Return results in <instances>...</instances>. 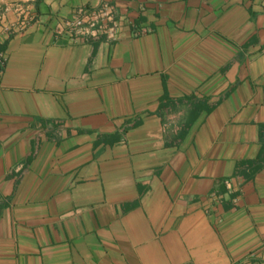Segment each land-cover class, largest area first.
Wrapping results in <instances>:
<instances>
[{
    "label": "crops",
    "instance_id": "0c3cea01",
    "mask_svg": "<svg viewBox=\"0 0 264 264\" xmlns=\"http://www.w3.org/2000/svg\"><path fill=\"white\" fill-rule=\"evenodd\" d=\"M0 47V264H264V0H0Z\"/></svg>",
    "mask_w": 264,
    "mask_h": 264
},
{
    "label": "built area",
    "instance_id": "2783aa9c",
    "mask_svg": "<svg viewBox=\"0 0 264 264\" xmlns=\"http://www.w3.org/2000/svg\"><path fill=\"white\" fill-rule=\"evenodd\" d=\"M80 13H82L81 16H79L76 20L71 22L70 25L77 28L79 31L84 32L85 30L82 29L83 23L86 22L89 26L93 27L95 25L96 19H93L92 17L89 16H85V12H83V10L81 9H80ZM21 24H23V22ZM99 28L103 29V32L107 33L109 36L112 35V32L114 30L113 28L105 27V25H102Z\"/></svg>",
    "mask_w": 264,
    "mask_h": 264
},
{
    "label": "trees",
    "instance_id": "16d2710c",
    "mask_svg": "<svg viewBox=\"0 0 264 264\" xmlns=\"http://www.w3.org/2000/svg\"><path fill=\"white\" fill-rule=\"evenodd\" d=\"M37 2H39V0H35V3L37 4ZM1 48V47H0Z\"/></svg>",
    "mask_w": 264,
    "mask_h": 264
}]
</instances>
